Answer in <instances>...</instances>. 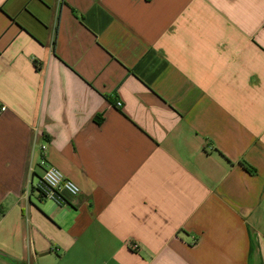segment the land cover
<instances>
[{
  "label": "crops",
  "instance_id": "0c3cea01",
  "mask_svg": "<svg viewBox=\"0 0 264 264\" xmlns=\"http://www.w3.org/2000/svg\"><path fill=\"white\" fill-rule=\"evenodd\" d=\"M0 264H264V0H0Z\"/></svg>",
  "mask_w": 264,
  "mask_h": 264
},
{
  "label": "built area",
  "instance_id": "2783aa9c",
  "mask_svg": "<svg viewBox=\"0 0 264 264\" xmlns=\"http://www.w3.org/2000/svg\"><path fill=\"white\" fill-rule=\"evenodd\" d=\"M119 105V103H118ZM36 189L44 199L54 202L58 206L65 204V195L76 197L80 193L78 185L66 178L63 173L55 167H47L39 181ZM132 249H136V244H130Z\"/></svg>",
  "mask_w": 264,
  "mask_h": 264
},
{
  "label": "trees",
  "instance_id": "16d2710c",
  "mask_svg": "<svg viewBox=\"0 0 264 264\" xmlns=\"http://www.w3.org/2000/svg\"><path fill=\"white\" fill-rule=\"evenodd\" d=\"M245 168H246V170H248L249 171V169L246 167V166H244Z\"/></svg>",
  "mask_w": 264,
  "mask_h": 264
},
{
  "label": "rangeland",
  "instance_id": "374dc122",
  "mask_svg": "<svg viewBox=\"0 0 264 264\" xmlns=\"http://www.w3.org/2000/svg\"><path fill=\"white\" fill-rule=\"evenodd\" d=\"M54 203V202H53ZM55 204V203H54Z\"/></svg>",
  "mask_w": 264,
  "mask_h": 264
}]
</instances>
